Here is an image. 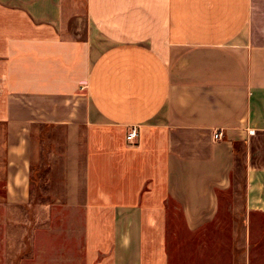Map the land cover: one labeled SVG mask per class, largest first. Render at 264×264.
Listing matches in <instances>:
<instances>
[{"label": "crops", "instance_id": "obj_1", "mask_svg": "<svg viewBox=\"0 0 264 264\" xmlns=\"http://www.w3.org/2000/svg\"><path fill=\"white\" fill-rule=\"evenodd\" d=\"M0 264H264V0H0Z\"/></svg>", "mask_w": 264, "mask_h": 264}, {"label": "rangeland", "instance_id": "obj_2", "mask_svg": "<svg viewBox=\"0 0 264 264\" xmlns=\"http://www.w3.org/2000/svg\"><path fill=\"white\" fill-rule=\"evenodd\" d=\"M232 198H233V193L232 194H228L227 193L226 196H224L223 199L226 200V201H229V200H232ZM231 211L232 210H230L227 207V208H225L223 210V215L226 218H230ZM172 227H176V226H172ZM172 234H173V237H174L175 235H174V231L173 230H171V238H172ZM169 244H170L171 250H177L178 249V250H183V253L185 252V249H186V247H185V241L172 240V241H169ZM177 246H179L180 249ZM150 259H151V261H153L152 259H154V258L151 257Z\"/></svg>", "mask_w": 264, "mask_h": 264}, {"label": "built area", "instance_id": "obj_3", "mask_svg": "<svg viewBox=\"0 0 264 264\" xmlns=\"http://www.w3.org/2000/svg\"><path fill=\"white\" fill-rule=\"evenodd\" d=\"M249 133L250 134H254L255 133V130L254 129H250L249 130ZM138 136V129L136 127H133L130 132L127 134V139L128 140H134L136 137ZM215 138L216 139H220L222 137V132L219 131V132H216L214 134Z\"/></svg>", "mask_w": 264, "mask_h": 264}]
</instances>
